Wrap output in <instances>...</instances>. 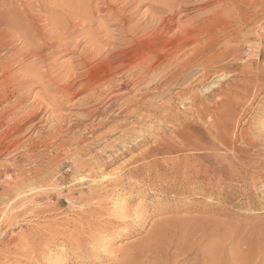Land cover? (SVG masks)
<instances>
[{
  "label": "rangeland",
  "instance_id": "374dc122",
  "mask_svg": "<svg viewBox=\"0 0 264 264\" xmlns=\"http://www.w3.org/2000/svg\"><path fill=\"white\" fill-rule=\"evenodd\" d=\"M45 1L0 0V81L7 56L23 46L18 41L10 50L7 32L19 36L23 27L37 25L36 17L44 18L45 10L56 8L54 0ZM70 1L80 3L82 12L76 16L79 28L65 41H79L85 27H92L99 39L115 40L111 46L119 50L148 43L153 60L160 59L166 72L159 77L151 74L144 84L134 82L138 66L113 72L114 84H104L102 98L96 101L101 112L95 122L106 117L110 122L97 132L75 125V119L85 118L86 109L96 102H80L82 94L67 103L66 127L72 125L69 152L60 148V142L48 147L43 143L45 138L40 137L46 135L48 122L23 132V148H13L7 139L13 119L23 115L41 91L40 85L35 87L38 83L29 91L15 92L10 104L26 94L15 115L4 118L6 104L0 106V214L8 212L0 236V264H264V0L229 1V14L217 20L211 32L198 24L190 39L177 28L157 38L154 26L174 13L187 25L203 17L210 21L219 0ZM126 1L125 11L134 15L124 26L111 11ZM29 26L30 35L43 28ZM145 26L149 31L142 32ZM222 26L228 29L226 34L218 33ZM122 37L123 45L118 43ZM46 45L37 37L13 74L20 77L43 64L41 58L26 56L36 49L48 54L44 63L56 60L46 79L60 75L76 56L52 55ZM84 45L88 42L79 50ZM105 45L103 49L109 47ZM97 62L85 67L75 62L74 70L83 72ZM103 69L108 70L106 65ZM112 91L116 98H109ZM111 129L116 131L96 140V135ZM87 144L90 150H81ZM112 144L122 148L116 155L130 151L105 170L114 172L111 184L93 193L89 173L95 171L96 178L101 173L89 163ZM74 159L89 160L76 164ZM109 159L106 155L102 162ZM88 195L96 204H86ZM56 230L66 235L56 236ZM47 235L53 242L41 250L37 242ZM35 254L38 258L32 259Z\"/></svg>",
  "mask_w": 264,
  "mask_h": 264
},
{
  "label": "bare ground",
  "instance_id": "6f19581e",
  "mask_svg": "<svg viewBox=\"0 0 264 264\" xmlns=\"http://www.w3.org/2000/svg\"><path fill=\"white\" fill-rule=\"evenodd\" d=\"M54 1H53L54 4H52V5H54L56 8H51L49 10H45V12H47L48 14L44 15L43 16L44 18H42L41 16L40 17L39 16L36 17L37 25H34L33 22L27 25V26L30 25L29 28H34L37 31H39L38 29L39 28L41 29L42 25H43L42 30H40L36 34L30 35L28 29L26 28L27 26H26V27H23L24 31L20 32L21 34L19 36H15L14 35L15 36L14 40H13L14 36L10 34L11 31L7 32V37H5V39H6L5 43L8 44V47H9L10 50L16 49L15 45H16V43L18 41L23 42V46L15 54H13L11 56L8 55L7 58H6V61H4V65L5 66L3 68H1V71H2L1 78H2V80L0 81L1 82L0 83V106L2 104L3 105L6 104L2 108V112H1V113H3V117L4 118H10V116L13 115V114L15 115L18 112V110L20 111L21 104H22L23 100H25L24 98H25L26 94H24L22 96H19V98H17V100H15L13 104H10V101L14 97L15 92L17 94L22 89H24L25 91L26 90L29 91L30 89H33L34 86H32V85L34 83H38V85H36L35 87H37L39 85L42 87L41 91L37 93L34 101H32L30 107L26 111H24L23 115H21L19 117L16 116L17 118L15 117L16 119L15 118L13 119L14 120L13 121V126H11V128L8 129V130L11 131V134L8 137L6 135V137H7L8 141L10 143H12V147L15 148V149L17 147L18 148L22 147L21 146V144H22L21 140H22V137H23L22 134H23V132L25 130L30 128L29 131H33L34 128L39 123L40 124H43V123L45 124V123L48 122V123H51V125L48 126L49 128H48V131L46 132V135H42L41 134V137L39 136L40 138H45L43 143L46 144L47 147H48V145H53V144H55L57 142H60V148H62L63 150H67L69 152L68 148L71 145V143L69 141H70V139L72 137H68V134L72 132V125L68 124L69 126L66 127L68 120H67V114L64 113V110L66 109V104L67 103H69L71 100H73L76 96L82 95V94L83 95L85 94V97L84 96L81 97V98L79 97V99H77V100H79L80 102H83L86 105H88L91 102H96L98 100H101L100 99V98H102V97H100L101 94H102L101 93V88H102V86H104V84H106L107 86H108V84L110 86H112L111 84L114 82L113 80H115L114 79L115 76H113L114 75L113 72H115L116 70L117 71L118 70L124 71L126 69H132L135 66H138L139 69H140V73H139V76L134 80V82L143 81L142 82L143 84L148 82L146 80L151 76V74L152 75H156V76L159 77V75H161L163 70H164V64H163L162 61H160V59H156L155 61L153 60V56L154 55H152V52L149 49L150 45L148 43H141V44H139V46L131 48L130 50H127L126 48H124L122 50H119L116 47H114V46L112 47L111 46V45H113V43H115V40H113L111 37H108V39L106 41H104V39L103 40L99 39L97 33H94V31H92V29H93L92 27L87 28V27H85L83 25V28L85 27L87 30H85L84 33L81 34L82 38L79 41L75 42V43H72V44L68 43L67 41H65L66 38L71 33H73L75 30H77V27L79 25V20L76 19V18H78L76 16H77L78 13L82 12V11H80V8L82 7V5L80 3L76 4L74 2H71L70 0H62V1L54 0ZM229 1H233L234 3L238 2L237 0H219L216 6L213 4L215 6V8L212 9V10L210 9L211 10V15H210L211 17L210 18H212V20H210V21H208L209 20L208 17H207V19H205L203 17V18H199L198 20H195L191 24L187 25V23L184 22L185 19L183 21V18L179 17L178 13H174L171 16L168 14L169 15L168 17L163 18L162 21H160L159 24H156V26H154L155 27L154 28L155 29L154 30L155 31L154 32L155 36L157 38L163 37V34H165V32L166 33H169L171 31L173 32V30L175 28L180 29L181 32L183 31V32H185L186 35L190 36L191 32L194 31V27L196 25H198V24H201V26L203 25L202 26V30L204 32H208V31H210L211 28H213L216 25L217 20H219L222 16H224V15L226 16L227 14H229V10L226 9L229 6V5H227V3ZM127 8H128V2L126 1V3L121 8L112 9V11H111V13L113 15H117V16L121 17V21L123 22L124 26H126L132 20V17L134 15V13H132V12H129V11L126 12L125 10ZM84 11L85 10H84V4H83V12ZM209 14H210V12H209ZM205 17H206V15H205ZM29 21H31V20H29ZM83 22H84V19H83ZM92 22L93 21L90 20L89 24H92ZM206 22H208V23L206 24ZM190 26H192V27H190ZM191 29H192V31H191ZM147 30L149 31L147 26H145V28L142 30V32H144V31L146 32ZM227 30L228 29H226L225 26L224 27L222 26V28H220L218 30V33L226 34ZM42 31H44V33H41ZM143 34L144 33H142V35ZM5 36H6V34H5ZM40 36L42 37V40H45L47 42L46 49L47 50L48 49H50V50L53 49V51L51 52L52 55H57V53H61V52H63V53L72 52V53L76 54L74 60L70 61V62L67 61L66 62L67 65L64 67V70H62L60 75H58L56 78L46 79V77L48 76L50 70L53 69V67L55 66L56 60L55 61L53 60L52 62L50 61V63H44L47 60V55L48 54H43V53H41V51L39 49H36V50L31 51L29 54H26V56L30 55L31 57H34L36 59H40L41 58L43 60V64L41 66L35 68V69H32V68L27 69V71H25L26 73L24 75L20 76V77L16 76L15 74H13V71H14V69L16 67H18V65L20 66V64L23 62L22 56H23V53H24L25 49L26 48L28 49L30 46H32L34 44L36 38L40 37ZM123 37L121 39H118L119 40L118 41L119 44H122V45L125 44V41H124ZM192 37L193 36H190L188 38L190 39ZM219 40H221V39H219ZM225 40H226V38H225ZM85 42H88V45L87 46L84 45L85 47L82 50H79V46L81 45V43H85ZM102 44H106L109 47L105 45L108 48L107 49H103ZM214 44H215V41H214ZM223 44H225V43H223ZM172 50H174V52H176L177 48L176 49L172 48ZM172 53H171V55H172ZM192 55L195 56V54H192ZM26 56H24V59H25ZM163 56L164 55H162L161 57H163ZM221 57H222V55H221ZM37 61H39V60H37ZM97 61H99V62H97ZM75 62H78V66H83V67L88 66L89 64L94 63V62H97V63L94 64L92 67L84 70L83 72L80 71V73H77L74 70V63ZM193 62H196V60H192L191 63H193ZM105 65H106L108 70L103 69V66H105ZM176 65H179V64H176ZM164 72H166V71L164 70ZM165 75L167 77V74H165ZM161 76H163V74ZM161 76H160V78H161ZM147 85H148V83L145 85V89H146V87H148ZM108 89H109V87H108ZM116 94L117 93H114V91H112V93L109 95V98H111V99L116 98ZM80 102H79V104H80ZM96 103H97L96 105L92 104L93 108L91 107V108H87L86 109L87 115H86L85 118L83 117V119H77V118L75 119L76 120L75 125L76 124H81L82 126L84 125V130L90 129L91 131L93 130V131L97 132V130L103 129L104 127H106L109 124L110 121H109V119H107V117H106V119L102 118L98 122H95L98 119L99 113L101 112L100 111V107H99V102H96ZM131 105H129V106H131ZM149 105L151 106V104H149ZM129 106H126L125 109H128ZM41 114H43V115L40 116ZM161 114L163 115V113H161ZM44 115H48V117L45 119ZM39 116H40V119L37 121ZM73 119L74 118H72V120ZM90 121H91V123L87 125V122H90ZM1 126H2V124H1ZM115 131H116V129H111V130L105 131L104 133L96 135V140L104 139L107 135H110V134L114 133ZM135 133H137V132H135ZM74 135L75 134H73L72 136H74ZM125 139H126V137H125ZM8 141H7V143H8ZM123 143H126V140H124V142H122V146H123ZM6 147H8V145ZM124 147H125V145H124ZM29 149L30 148H28V150ZM121 149L122 148H119L118 146L112 144V145H108V147L106 146V148L103 149L102 154L98 153V155L97 154L94 155V156L92 155L93 156L92 158H94V160L91 159V163H89V166L92 167L93 170H96L97 173H99V174L101 173V175H99L100 176L99 178L93 177V176H96L95 173H94L95 171H91L89 173V178H90L89 180L93 183V185L95 187L94 190H92L93 193L96 192L98 190V188H99V190H102L104 188H107L111 184L110 182H112L111 179H112V176L114 175L113 174L114 172L113 173L112 172L111 173L110 172L109 173H105V170L108 168V166L111 165V163H113V161H116V159L119 156H121L123 152L126 153V150H129L128 148H126L120 154L116 155V153L118 151H121ZM81 150H85V151L90 150L89 144H87L85 146H82ZM1 151L2 150L0 149V152ZM32 154H33V152H32ZM106 155L109 156L110 159H109V161L103 163L102 159H104V157ZM88 160L89 159H86L85 161H83V160L82 161H78V159H74L73 161L76 164H83L84 162H86ZM173 169H175V168H173ZM186 172H188V171H186ZM115 173L117 174L116 171H115ZM81 178H82L83 181H85V179H86V177H85V179L83 177H81ZM28 180H29V178H28ZM113 180L115 181V179H113ZM86 181H88V179H86ZM23 182H24V180H23ZM107 182H109V184H106ZM108 192H110V191H108ZM58 195H59V193H58ZM90 200H92V198L88 195V197L86 199V201H87L86 204H88V206L92 205V204H96L93 201H92L93 203H91ZM13 206H12V208H13ZM8 210L10 211V209H8ZM7 213L8 212L3 211L0 214V236H1V233L3 232V229H4V225L3 224H5L6 220L8 219V218H6L7 217ZM127 216H130V215H127ZM127 218H129V217H127ZM96 223H98V222H96ZM13 224H16V221ZM88 228H91L90 225H89ZM81 231H80V234L82 233V235H81L82 236V240H84L86 237L83 239V229ZM49 234H50V232H49ZM4 235H5V231H4ZM55 235L56 236L66 235V233H64L63 231L60 232L59 230H56ZM94 236H95V234H94ZM45 237H47V238H45ZM53 238L56 239L55 236ZM25 240H26V238H25ZM82 240H81V242H82ZM52 242H53L52 239H49L48 235L44 236V237L41 236V241H40V243L37 242V245L40 246L41 250H45L47 247L51 246ZM78 242H80V240ZM81 245H83V244H81ZM31 258L32 259H37L38 255L35 254ZM5 264H6V262H5Z\"/></svg>",
  "mask_w": 264,
  "mask_h": 264
}]
</instances>
